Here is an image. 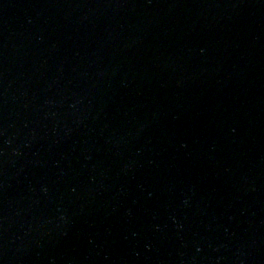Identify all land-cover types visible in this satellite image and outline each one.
I'll return each instance as SVG.
<instances>
[{
	"label": "water",
	"instance_id": "1",
	"mask_svg": "<svg viewBox=\"0 0 264 264\" xmlns=\"http://www.w3.org/2000/svg\"><path fill=\"white\" fill-rule=\"evenodd\" d=\"M0 264H264V0H0Z\"/></svg>",
	"mask_w": 264,
	"mask_h": 264
}]
</instances>
